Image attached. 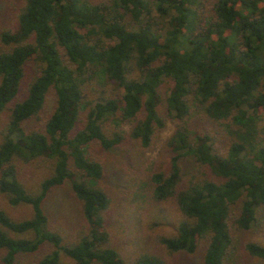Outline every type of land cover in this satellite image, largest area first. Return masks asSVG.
<instances>
[{"label": "trees", "instance_id": "1", "mask_svg": "<svg viewBox=\"0 0 264 264\" xmlns=\"http://www.w3.org/2000/svg\"><path fill=\"white\" fill-rule=\"evenodd\" d=\"M14 4L13 24L0 28V194L30 212L15 218L0 205V264L43 247L35 264H166L113 243L93 149L129 137L150 150L168 121V167L149 170L144 193L126 205L129 226L143 241L156 223L146 209L166 203L177 217L157 237L164 249H201L203 264H227L237 234L264 221V0ZM195 112L213 126L193 129ZM29 169L41 174L28 180ZM65 183L82 215L70 229L44 208ZM119 231L131 234L123 223ZM244 248L249 264H264V239Z\"/></svg>", "mask_w": 264, "mask_h": 264}, {"label": "rangeland", "instance_id": "2", "mask_svg": "<svg viewBox=\"0 0 264 264\" xmlns=\"http://www.w3.org/2000/svg\"><path fill=\"white\" fill-rule=\"evenodd\" d=\"M14 1L0 0V28L13 24L16 11ZM52 106L53 99L49 98L45 111L50 110ZM36 123L33 120V124ZM190 124L193 129L202 132L208 130L210 128L209 125L213 123L201 112H195L191 117ZM123 128L127 131V127ZM173 131L174 125L168 121L153 147L147 151H143L137 141L129 137L109 151L93 149V155L101 159L104 166L100 183L111 196V207L107 213L106 224L112 229L113 243L123 252L127 251L128 256L131 255L133 249L136 250L140 246L144 249L156 251L165 259L166 264H203L201 249L193 254L186 252L172 253L165 250L164 246L157 240L160 233L167 234L174 230L173 226L175 225L177 213L168 204L165 203L161 209H157L155 204L150 202L151 206L146 210H150V215H152L151 222L156 221V223L147 230L145 228V231L142 232V238L140 239L143 241H138L139 230L135 232L129 226L130 211L127 212L126 205L129 204L132 207L135 200L133 197L141 196L144 193L147 188L146 181L150 169L162 170L168 167L171 151L167 145V140ZM222 131L224 132V130ZM40 174L41 170L36 169H29L25 172V175L29 177L28 180L35 179ZM0 205L5 207L9 214L15 218L27 216L30 212L27 205L20 204L15 207L8 205L1 194ZM139 207L141 205H137V210ZM44 208L53 221L61 223L68 229L76 227L82 220L78 201L73 196L69 183L53 188L48 194ZM140 209L144 210L143 207ZM122 223L130 229L129 238L128 232L122 234L119 231ZM263 239L264 221L258 222L247 231L238 233L234 249L229 253L227 264L251 263L253 258L246 252L244 244L249 240ZM44 250H46V247L41 248L36 254H22L18 257L15 264H35L37 258ZM63 260L68 264H72V261L66 257H63Z\"/></svg>", "mask_w": 264, "mask_h": 264}]
</instances>
